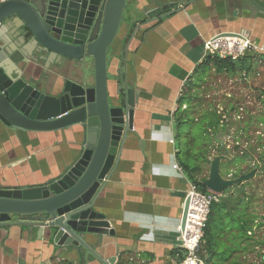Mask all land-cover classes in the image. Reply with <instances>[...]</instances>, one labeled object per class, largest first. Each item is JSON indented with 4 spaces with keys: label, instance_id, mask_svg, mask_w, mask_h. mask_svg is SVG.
Instances as JSON below:
<instances>
[{
    "label": "crops",
    "instance_id": "1",
    "mask_svg": "<svg viewBox=\"0 0 264 264\" xmlns=\"http://www.w3.org/2000/svg\"><path fill=\"white\" fill-rule=\"evenodd\" d=\"M170 1L176 0H129L128 17L108 57L110 97L117 96L120 80L123 89L137 91L138 99L133 129L122 142L115 170L97 200L96 209L115 235L105 236L104 245L89 239L104 259L118 255L116 264H180L186 256L176 227L194 182L179 156L187 137L178 136L175 114L189 82L195 85L189 105L194 121L201 118L202 110L210 112L208 116L215 111L221 115L218 139L223 145L236 155V145L255 149L251 158L223 162L221 168L232 167V173L239 175L250 171L257 159L259 148L250 132L260 120L254 112L246 121L237 119L242 92H223L215 107H199V88L210 82L216 69L203 82L197 80L195 70L205 60L204 41L218 33L242 32L264 46V0H186L176 14L160 18L163 12L156 9ZM246 59L249 70L238 69L229 76L224 69L217 74L219 80L225 78L237 87L247 81L251 90L261 86L258 98L264 102V55L250 54ZM33 69L36 75L43 72L42 65ZM89 72L93 82L92 64ZM187 106L183 103L182 108ZM208 129L211 137L213 130ZM78 143L71 129L22 131L0 121V186L28 187L53 177L72 161ZM208 173L209 166L203 176ZM215 203L200 245L205 264H264V204L257 195L246 187H232ZM36 232L31 236L20 227L10 228L0 237V264H102L92 254L87 256L86 249L60 250L37 238Z\"/></svg>",
    "mask_w": 264,
    "mask_h": 264
},
{
    "label": "water",
    "instance_id": "2",
    "mask_svg": "<svg viewBox=\"0 0 264 264\" xmlns=\"http://www.w3.org/2000/svg\"><path fill=\"white\" fill-rule=\"evenodd\" d=\"M128 1L0 3V121L22 131L71 129L79 140L72 161L53 177L28 187L0 186V237L12 227L31 236L37 229V238L60 250L78 252L83 248L87 256L92 254L102 264H116L118 255L104 259L89 239L104 245L105 236L115 235L105 215L96 209L97 200L134 125L137 91L123 89L119 80L117 96L112 98L108 84L109 49L121 29ZM185 1L163 4L156 9L163 12L159 17L176 14ZM40 65L43 72L32 73ZM225 148L227 154L210 158L203 181L204 187L218 194L258 173L257 168L239 175L232 173V167L222 169L223 162L232 164L236 159V154ZM188 206L189 199L183 227Z\"/></svg>",
    "mask_w": 264,
    "mask_h": 264
},
{
    "label": "trees",
    "instance_id": "3",
    "mask_svg": "<svg viewBox=\"0 0 264 264\" xmlns=\"http://www.w3.org/2000/svg\"><path fill=\"white\" fill-rule=\"evenodd\" d=\"M109 54H110V49H109ZM246 60H247L246 57L243 59L234 60L232 58L223 59L217 56L215 57L207 56L205 57V60L195 70V76L198 77L199 75H202V74L205 75L207 72H209L214 67L216 69V74H219L222 70L226 69L228 70L229 76H232L238 71V69H242V70L248 69L249 70V66L246 65L247 63L245 62ZM241 62L242 64L243 62H245V64H243L244 67L241 66ZM194 86L195 85L193 81L189 82V85H188L189 91H187L181 97L179 109L175 114V127L177 129L178 136H180L181 133L184 132L183 136L186 135L187 137V142L185 143L183 152L182 153L179 152V156L183 164V167L185 168L186 172L188 173L190 178L193 180V182L196 184L197 188L201 192L207 193L208 189L203 186V181L207 178L206 177L207 175L203 176L204 169L205 167L207 168V166H209L210 158L214 154H217V153L227 154L228 150L225 148V145H223L220 139H218L220 135L219 134V123H220V118H221L220 114L213 111L211 112V116H208L210 112H206V110H202L200 112L201 118L196 122L194 121V118L191 112V106H189L192 104L193 94L191 93V90L193 89ZM204 102H205L204 100H200L199 107H202V104ZM183 103L188 104L187 108L185 109L182 108ZM258 120L264 123V116L258 117ZM208 128H211L213 130L211 137H210V132ZM214 138L218 141H216L215 143L212 142V144H210L211 141H214ZM252 150H255V149L254 148L252 149L251 147L249 148V150H247V149L241 148V146L236 145L234 148V151L238 152L236 155V159L251 158ZM254 167L257 168L258 165L255 164ZM245 186L246 184L244 183L240 186H235V187L245 188ZM215 204L216 203L212 205L210 215L212 214V209H214ZM209 221H210V216H209ZM207 230L208 229H206L205 231V235L207 233ZM204 240L205 239H203L202 242ZM207 240L209 242V245L211 247H214V244L212 243V241H210V239H207ZM201 249L202 248L200 247L199 254L204 260Z\"/></svg>",
    "mask_w": 264,
    "mask_h": 264
},
{
    "label": "built area",
    "instance_id": "4",
    "mask_svg": "<svg viewBox=\"0 0 264 264\" xmlns=\"http://www.w3.org/2000/svg\"><path fill=\"white\" fill-rule=\"evenodd\" d=\"M6 0H0L4 2ZM250 54L264 55V46L255 43L247 34L242 32H222L204 41V56L219 58L243 59ZM175 168L182 169L178 164ZM219 194L208 190L201 192L196 184H192L187 192L189 206L185 226L182 221L176 227L180 234L181 247L186 256L180 264H205L199 254L200 245L204 238L212 205L218 201Z\"/></svg>",
    "mask_w": 264,
    "mask_h": 264
},
{
    "label": "rangeland",
    "instance_id": "5",
    "mask_svg": "<svg viewBox=\"0 0 264 264\" xmlns=\"http://www.w3.org/2000/svg\"><path fill=\"white\" fill-rule=\"evenodd\" d=\"M129 10L127 9L125 11L124 14V19L127 18V12ZM139 16V14H138ZM142 16H144V14H142ZM124 22V20H123ZM122 22V23H123ZM210 72H207L205 75H199L197 77V80L199 82H203L204 78H207L210 75ZM210 81L209 83H207V85H204L203 87L201 86L199 88V92L201 93L199 96L202 98V100H206L202 106L203 107H208L209 105H211L212 107H215V105L219 102V99L222 97V95L224 94L223 92H242L243 94V98L241 99V106H240V114L239 117H237L238 120L242 121L248 119V114L250 112H254L255 115H258V117L260 116H264V102L262 98H258V96H262L261 95V90L262 87L260 86V88L251 90L249 89L248 82L244 81L243 84H239L237 86H233L231 85V82L228 81V83H226V79L222 78V81L219 80V76L215 73L212 75V77L208 80ZM230 83V84H229ZM206 87V88H204ZM227 90V91H226ZM198 104V101H195ZM206 103V104H205ZM239 113V112H238ZM241 123V122H240ZM257 129L256 127H252L253 130L250 132L251 137L256 141L253 143L254 146H256V148L258 147L259 149H256V163L258 165L257 169H258V173L256 174V176L246 182V188H248L250 190V193H255L257 195V197L259 198V203L264 204V123L259 121L257 123ZM184 131V130H182ZM181 133V132H180ZM184 135V132L181 133L180 137L182 138ZM259 136L260 139H257V137ZM256 137V139H255ZM244 141V138L241 140ZM235 144V143H234ZM233 145V144H232ZM246 142H244V146H246ZM249 150V148L247 149ZM259 156V157H258ZM244 159H237V162L241 161L243 162ZM245 163V162H244ZM249 166V170L256 168L254 167V165Z\"/></svg>",
    "mask_w": 264,
    "mask_h": 264
}]
</instances>
